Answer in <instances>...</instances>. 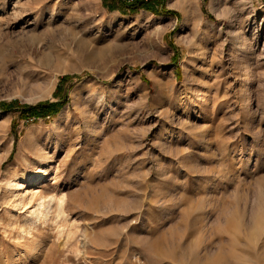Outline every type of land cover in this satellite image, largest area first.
I'll return each mask as SVG.
<instances>
[{"label":"rangeland","instance_id":"374dc122","mask_svg":"<svg viewBox=\"0 0 264 264\" xmlns=\"http://www.w3.org/2000/svg\"><path fill=\"white\" fill-rule=\"evenodd\" d=\"M38 1L0 0V264H264V0Z\"/></svg>","mask_w":264,"mask_h":264},{"label":"bare ground","instance_id":"6f19581e","mask_svg":"<svg viewBox=\"0 0 264 264\" xmlns=\"http://www.w3.org/2000/svg\"><path fill=\"white\" fill-rule=\"evenodd\" d=\"M37 2H39L38 0H37ZM46 2V1H45ZM42 3H44V1H42ZM42 3H40V4H42ZM38 4V3H37ZM3 52V51H2ZM2 56L4 55L3 53L1 54ZM6 55V54H5ZM15 57V56H14ZM13 57V58H14ZM2 58V57H1ZM5 58V57H4ZM3 58V59H4ZM7 58V57H6ZM6 58H5V60H6ZM3 59H2V61H3ZM8 60H11V59H8ZM7 61V60H6ZM4 62V61H3ZM5 63V62H4ZM3 63V64H4ZM7 63H9V62H7ZM2 64V63H1ZM10 64V63H9ZM45 65V64H44ZM6 66V65H5ZM43 68L45 67V66H42ZM3 70H5V69H3ZM2 71V70H1ZM249 73H245L244 74V76H243V78H242V80H247V79H249V75H248ZM5 76V75H4ZM21 80H23L22 78H20ZM247 85H249L248 83H247ZM203 95H205V94H203ZM203 97V96H202ZM201 98V97H200ZM199 98V100H201ZM2 159V158H1ZM1 159H0V161H1ZM47 160V159H46ZM22 175V174H21ZM46 176V172H45V169H44V167H42V168H40L36 173H34L33 174V176H32V179H30V180H35L36 182H38V184H40L41 183V180L44 178ZM27 177H30V175L29 174H27L26 176H21V180H23V181H26L27 180ZM7 179V178H6ZM12 181V180H11ZM19 181V180H18ZM10 186V185H9ZM14 186V185H13ZM28 188H29V186H28V182H21V183H16L15 184V188H14V190H15V194L13 195L14 196V198L12 199V200H10V203H9V205H10V207H23V208H25V207H28V205L29 204H31V202L33 201H31L29 198H28V193L27 192H30V191H27L28 190ZM39 192H41V190L40 191H38V190H36L35 192H33L32 194H30L31 195V197H33L34 199H37V200H41L42 202H43V198H44V194L43 193H39ZM39 193V194H38ZM49 197V196H48ZM53 197V196H52ZM32 198V199H33ZM55 199V198H54ZM54 199H51V201H49V199H48V201L49 202H47V203H45L46 205L44 206V208H42V210H41V208H40V206L42 205V202L40 201V203H38L37 205H35V206H32V207H30L29 208V210H31V211H27L28 213V215H27V218H25V220H24V222H22V226L21 227H23V229L21 230V232H20V235L22 236V234H25V231L27 230H33V229H35L36 227H38V225L41 223V221H48L49 222V220H50V217H51V215H52V213H63V207H62V204H55L54 205V203H55V201L56 200H54ZM6 200V199H5ZM47 201V200H46ZM45 202V201H44ZM4 203H6V202H4ZM3 203V204H4ZM6 205V204H5ZM8 205V204H7ZM6 205V206H7ZM44 205V204H43ZM57 205V206H56ZM5 206V207H6ZM8 207V206H7ZM8 209V208H7ZM5 212V211H4ZM5 213H7V212H5ZM26 217V216H25ZM52 219H54L53 217H51ZM59 219V218H58ZM51 223H53L52 221H50ZM46 223V222H45ZM42 224V223H41ZM38 229V228H37ZM249 236V235H248ZM22 238V237H21ZM24 239V238H23ZM240 242V241H239ZM25 246V245H24ZM31 246V245H30ZM229 246V245H228ZM33 249V248H32ZM18 250H19V252H18ZM22 250H24V247H23V249H21L20 248V245H15V252L16 253H18L19 254V256L22 254L21 252H23ZM253 254V253H252ZM188 255V254H187ZM22 257V256H21ZM23 257H24V254H23ZM246 257V256H245ZM252 257V256H251ZM179 258H180V256H179ZM224 258V257H223ZM242 258V257H241ZM2 259V258H1ZM186 259V258H185ZM181 260V259H180ZM216 260V259H215ZM171 261V260H170Z\"/></svg>","mask_w":264,"mask_h":264},{"label":"trees","instance_id":"16d2710c","mask_svg":"<svg viewBox=\"0 0 264 264\" xmlns=\"http://www.w3.org/2000/svg\"><path fill=\"white\" fill-rule=\"evenodd\" d=\"M103 5L109 11H120L123 15H134L141 10H145L154 15L161 16L162 14H171L165 7L166 0H102ZM71 77H64L59 82L57 89L54 93L55 98H59L60 93L62 92L63 85L67 82ZM67 96V91L64 92V99ZM64 105V101H59L56 103L53 102H44L37 104L35 106H22L20 119L28 120L31 118H46L50 116H55L62 106ZM17 105L7 106L4 105V109L15 108ZM18 108V107H17Z\"/></svg>","mask_w":264,"mask_h":264}]
</instances>
